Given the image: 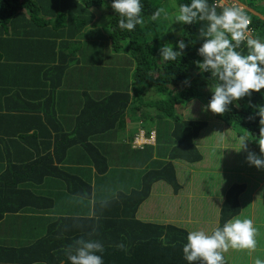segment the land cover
I'll use <instances>...</instances> for the list:
<instances>
[{
	"label": "trees",
	"instance_id": "obj_1",
	"mask_svg": "<svg viewBox=\"0 0 264 264\" xmlns=\"http://www.w3.org/2000/svg\"><path fill=\"white\" fill-rule=\"evenodd\" d=\"M225 1L243 7L251 37L264 41V0ZM141 2L145 22L129 33L116 27L112 0H0V205L10 217L29 215L20 226L29 240L47 247L36 264H67L64 249L89 233L104 244V264H187L182 247L188 231L208 223L199 228L198 211L190 207L170 217L153 185L168 188L165 199L180 196L175 163L201 159L198 142L209 129L207 119L235 129L260 153L264 126L255 106L264 105V89L223 114L208 111L212 81L194 63L201 59V24H176L173 32L167 21L150 19L159 7L171 14L190 0ZM98 18L109 28L100 41L94 39ZM178 39L191 43L180 60H156L163 44ZM187 108L206 120H186ZM137 126L146 136L155 131L154 145L132 146ZM135 168L146 169L141 179ZM252 174L247 185L255 199L260 195L264 227V175ZM234 192L218 201V226L235 214L228 207ZM231 261L247 263L235 257L226 264Z\"/></svg>",
	"mask_w": 264,
	"mask_h": 264
},
{
	"label": "clouds",
	"instance_id": "obj_2",
	"mask_svg": "<svg viewBox=\"0 0 264 264\" xmlns=\"http://www.w3.org/2000/svg\"><path fill=\"white\" fill-rule=\"evenodd\" d=\"M111 8L118 17L116 27L121 31L131 33L137 25L145 22L144 5L141 0H112ZM150 19L153 22L167 21L169 31L173 32L175 29L172 26L176 24H201L196 39L201 42L196 50L201 59L194 63L198 72L208 73L212 81L209 85L211 97L206 105L211 113L223 114L230 105L242 98L251 97L253 93H261L264 89V41L251 37L249 27L251 21L242 7L225 6L218 11L217 4L210 3L209 0H190L188 3L176 5L171 14L165 8L159 7L152 13ZM101 21L105 22L104 19L98 18L94 26H99ZM106 25L101 28L105 27L104 30L108 31ZM189 44L191 43H186L184 39H178L175 44L165 43L158 49V59H155L162 64H175L178 58L180 60L185 55ZM182 84L190 86V81L185 79ZM261 96L264 97V93H261ZM255 107L259 122L264 126V105ZM140 131L145 137L142 146L155 143L154 130L146 136L145 131L139 129L133 136V147L136 145V135ZM246 141L244 136L239 137L240 149L246 147ZM257 142L260 146V155L250 152L247 162L261 169L264 168V127H261ZM103 203L106 204L107 201ZM256 234L253 220L239 217L226 220L222 226L213 228L211 232L188 231L186 243L182 247L183 259L187 264H226L224 254L229 250L254 252L257 245ZM92 236V233L81 236L64 249L67 264H104V244ZM117 247L125 249L123 243ZM254 264H264V260L256 259Z\"/></svg>",
	"mask_w": 264,
	"mask_h": 264
},
{
	"label": "rangeland",
	"instance_id": "obj_3",
	"mask_svg": "<svg viewBox=\"0 0 264 264\" xmlns=\"http://www.w3.org/2000/svg\"><path fill=\"white\" fill-rule=\"evenodd\" d=\"M232 6L236 5L235 2L229 3L225 0H220L217 6ZM240 6V5H236ZM242 7V6H240ZM243 9V7H242ZM96 33L94 39L97 41L102 40V32H106L104 28H101ZM108 26L106 25V28ZM93 40V39H92ZM95 51V50H94ZM82 102H85L82 100ZM189 108V107H188ZM184 110L183 116L186 120L200 121L206 120L205 115L195 110ZM199 118V119H198ZM209 120L210 126L208 131L201 134L198 149L201 152V159L194 162V164H184L176 161V170L181 178V194L175 200L170 198H164V192L168 189L162 182H157L153 185V191H156L160 197V206L164 204V208L169 212V216L175 218L182 217L184 210L190 207V211L196 212L195 216L199 222V228L202 223H208L203 226L200 230L211 232V230L218 226L220 221V210L219 202L222 203L227 200L226 193L235 191L233 196H229V211L235 212L233 217H239L240 219L251 218L254 216L253 222L256 228V249L251 253V259L245 264H254L256 259L264 260V227L261 226L262 220L259 219L263 215L259 212L260 209L252 208V203H245V198L250 197V191L248 189V183L253 178V170L256 175H264V168L257 169L254 166L249 165L247 162L248 154L260 153L255 149L254 146L249 144L247 141L246 147L240 149L239 136L235 129L229 128V126L220 122L219 120ZM142 127L137 126V130ZM139 178L146 170H139L135 168ZM264 178V176H263ZM137 179V176H136ZM134 177L133 185L136 183ZM132 185V181H128ZM243 184L245 186H243ZM263 184L260 183V187ZM259 187V188H260ZM254 192L256 191L253 190ZM165 201V202H163ZM219 201V202H218ZM260 195L256 198L258 204ZM158 203V198L155 199V206ZM260 206V203H259ZM178 208L180 210H178ZM152 210H154L152 208ZM240 212V213H239ZM165 215V214H164ZM155 215L151 213V217ZM247 250H229L225 253V260L229 262L233 258L249 259ZM229 264H243L241 262L231 261Z\"/></svg>",
	"mask_w": 264,
	"mask_h": 264
},
{
	"label": "crops",
	"instance_id": "obj_4",
	"mask_svg": "<svg viewBox=\"0 0 264 264\" xmlns=\"http://www.w3.org/2000/svg\"><path fill=\"white\" fill-rule=\"evenodd\" d=\"M21 120V117L17 116V126L21 124ZM151 141H153L152 137ZM248 202L252 203L251 209L259 207V203H256V199L252 195L245 198V203ZM5 207L6 205H0V213L3 216V220H0V264H36L38 259L40 260L37 257L47 250L46 244L39 240L36 243L34 239L29 240L28 232H25L24 228L20 226L29 218L27 212L20 211L12 215L11 218L8 213H5ZM250 219L253 220L254 216H251ZM248 257L247 262L251 259V253L248 254Z\"/></svg>",
	"mask_w": 264,
	"mask_h": 264
},
{
	"label": "built area",
	"instance_id": "obj_5",
	"mask_svg": "<svg viewBox=\"0 0 264 264\" xmlns=\"http://www.w3.org/2000/svg\"><path fill=\"white\" fill-rule=\"evenodd\" d=\"M137 138H136V145H134V147H140V146H142V140L145 138L144 137V133L142 132V131H140L137 135ZM137 140H138V142H137Z\"/></svg>",
	"mask_w": 264,
	"mask_h": 264
}]
</instances>
